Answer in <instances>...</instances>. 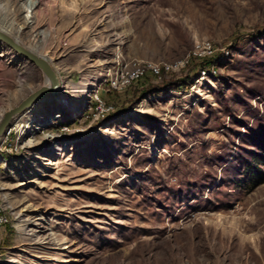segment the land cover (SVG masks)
Segmentation results:
<instances>
[{
  "label": "rangeland",
  "instance_id": "374dc122",
  "mask_svg": "<svg viewBox=\"0 0 264 264\" xmlns=\"http://www.w3.org/2000/svg\"><path fill=\"white\" fill-rule=\"evenodd\" d=\"M0 29L60 83L0 139V264H264V0H0ZM47 86L0 40L1 118Z\"/></svg>",
  "mask_w": 264,
  "mask_h": 264
},
{
  "label": "water",
  "instance_id": "95a60500",
  "mask_svg": "<svg viewBox=\"0 0 264 264\" xmlns=\"http://www.w3.org/2000/svg\"><path fill=\"white\" fill-rule=\"evenodd\" d=\"M0 40L4 41L11 49L17 52L19 55L24 57L27 61L38 67L46 76V78L50 82L49 87H42L41 89L37 90L36 92L32 93L28 96L21 104L8 112H5L1 121H0V139L1 137L9 130L12 118L21 113L24 109L31 106L35 101L42 99L47 96H52L58 93V89L60 86L58 75L47 62L46 59L28 51L21 45L14 42L12 38L5 35L4 33L0 32Z\"/></svg>",
  "mask_w": 264,
  "mask_h": 264
},
{
  "label": "built area",
  "instance_id": "2783aa9c",
  "mask_svg": "<svg viewBox=\"0 0 264 264\" xmlns=\"http://www.w3.org/2000/svg\"><path fill=\"white\" fill-rule=\"evenodd\" d=\"M213 50L214 48L211 42L204 41V42L197 44L192 53L195 56L204 57V56L211 55L213 53ZM185 62L186 60H182L176 63H162V64H157V63L148 62V61L132 62L130 67L126 71H123V75L121 79L112 78L110 79V84L112 87L126 86L142 78L146 72H151L155 76H160L163 71L169 72V71L175 70L183 66ZM8 131L2 136L3 144L5 142L4 138H6V136L10 134ZM8 223H9L8 212L0 197V227H3L7 225Z\"/></svg>",
  "mask_w": 264,
  "mask_h": 264
},
{
  "label": "bare ground",
  "instance_id": "6f19581e",
  "mask_svg": "<svg viewBox=\"0 0 264 264\" xmlns=\"http://www.w3.org/2000/svg\"><path fill=\"white\" fill-rule=\"evenodd\" d=\"M0 32H2V33H4L5 35H7V36H9L10 38H12L13 40H14V42H16L17 44H19V45H21V43H20V41L17 39V38H15L14 36H12L11 34H9L7 31H5V30H3V29H0ZM22 47H24L23 45H22ZM25 49H27L28 51H30V52H32V53H34V54H36L35 53V51L34 50H32L31 48H29L28 46H26V47H24ZM36 55H38V54H36ZM40 56V55H39ZM43 58V57H42ZM45 59V58H44ZM47 60V59H46ZM47 62H48V60H47ZM49 63V62H48ZM51 65V64H50ZM52 66V65H51ZM53 68V67H52ZM55 71V70H54ZM47 84L48 85H50V82H49V80L47 79ZM48 87V86H47ZM0 119H2L1 118V116H0ZM1 121V120H0Z\"/></svg>",
  "mask_w": 264,
  "mask_h": 264
},
{
  "label": "trees",
  "instance_id": "16d2710c",
  "mask_svg": "<svg viewBox=\"0 0 264 264\" xmlns=\"http://www.w3.org/2000/svg\"><path fill=\"white\" fill-rule=\"evenodd\" d=\"M260 184H263L264 183V178H262L260 181H259Z\"/></svg>",
  "mask_w": 264,
  "mask_h": 264
}]
</instances>
